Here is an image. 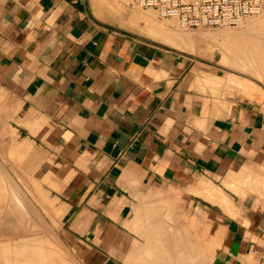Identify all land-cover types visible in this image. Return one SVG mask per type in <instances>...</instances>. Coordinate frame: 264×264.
I'll return each mask as SVG.
<instances>
[{"label": "crops", "instance_id": "crops-1", "mask_svg": "<svg viewBox=\"0 0 264 264\" xmlns=\"http://www.w3.org/2000/svg\"><path fill=\"white\" fill-rule=\"evenodd\" d=\"M127 7L0 0V160L46 217L30 227L51 228L79 264L154 260L162 221L203 263L264 264V79L231 71L215 39L169 47ZM8 198L0 189L1 234L11 205H28L21 190Z\"/></svg>", "mask_w": 264, "mask_h": 264}, {"label": "rangeland", "instance_id": "rangeland-1", "mask_svg": "<svg viewBox=\"0 0 264 264\" xmlns=\"http://www.w3.org/2000/svg\"><path fill=\"white\" fill-rule=\"evenodd\" d=\"M107 1H110V2L112 1L116 4L119 3L120 7L118 8H121L122 11L120 9L119 10L117 9L118 11L116 9L114 10L111 9L108 6V4L105 3L106 1H103V0H92V5L97 11H101L105 13H111V12L123 13L128 10L127 4L129 2L127 0H107ZM134 8H135V12L144 13V15H147L149 20H153V22H155V24H157L161 28H166L173 24L174 27L177 28L180 32H186V33L192 34L194 38L197 37L196 38L197 43H200V41L202 40L201 39L202 37L198 36L200 34L205 35L208 33H214L216 31H219L225 28L237 30V29L242 28L243 26L242 23L245 24L247 19H254L256 21L257 19L260 20L262 17H264V10H263L261 14L256 15V16H249L248 18H245L241 23H239L236 26H222V27H213V28H187V27H183L177 18L164 19L160 17L158 12L153 9H142L139 7H134ZM212 39L216 40L214 44L216 48H210L209 51L210 52L216 51L220 53L222 52V53H225V55H228V53L226 52L227 50H224L219 47L221 43L220 38L218 36H214ZM166 45H168L171 48L189 53L188 50H185L183 48H178V47L176 48V47L170 46L169 44H166ZM204 46L207 47V43H205ZM208 46H210V44H208ZM191 53H194V52H191ZM224 62L227 66L230 67L231 71L239 73L240 75H246L247 77L251 75L252 78L264 79L263 62H257V63L248 62L249 64H247L243 61L241 65L240 63L239 64L238 63L229 64V62H226V61ZM0 177H2L0 178L1 182L3 180L4 182L2 183L4 185L6 184L5 187L7 189V193L9 197L8 200L10 201L16 200L12 193L13 190H11V186H10L12 183H14V184L19 185L21 193L25 197L26 202L28 204V205H24L23 202L22 203L18 202V200H16L17 202L14 201L16 211L17 210L20 211V213H18V211L16 213V215L19 214V216L17 215L18 217L15 220L12 218L9 219L10 221H8L9 222L8 231L9 230L11 231L10 234L0 233V246L2 248L5 247L7 251L9 248L10 256H11V264H16L17 257L20 256L21 258V256L23 257V255L26 256L24 258H26L27 264L40 263L38 260H36L37 257L34 253L35 251L37 252L38 250L40 251L41 249H44L45 251H47L48 254L49 253L53 254V258H57V261L60 262L59 264H79V262L74 258L73 254L68 249V247L62 242L61 238L51 228L36 229V228L30 227V226H33L32 222H35L37 218L41 220L42 222H44L46 226H48V224L46 223V217L40 211L39 207L36 205L35 198L27 194L26 190L24 189V187L21 186L19 181L14 180L13 176L9 173L6 166L2 163L1 160H0ZM11 206L14 207V205H11ZM11 210L12 209H9V212ZM12 217L14 218V216ZM6 220L7 219L5 218V216L0 217V222L6 221ZM27 221H29V223H26ZM0 230H1V227H0ZM16 231H19V232L16 233ZM40 232L42 233L40 234Z\"/></svg>", "mask_w": 264, "mask_h": 264}, {"label": "bare ground", "instance_id": "bare-ground-1", "mask_svg": "<svg viewBox=\"0 0 264 264\" xmlns=\"http://www.w3.org/2000/svg\"><path fill=\"white\" fill-rule=\"evenodd\" d=\"M103 1H106L105 3H107L108 4V6L111 8V9H120L121 11H122V9L121 8H118V7H120L119 5V3L118 4H116V3H114V2H110V1H107V0H103ZM108 7V8H109ZM122 8H124V7H122ZM117 10V11H118ZM112 11V10H111ZM110 11V12H111ZM113 12H111V14H112ZM114 14V13H113ZM134 16H131L130 18L131 19H133V20H135V22L137 21V23H138V20H140V18H142V19H146L147 20V22L148 23H146V29L144 30V31H147V33H148V35L149 36H152V38H155L156 40H159V41H161V42H163V43H166V44H169L170 46H173V47H178V48H183V49H185V50H188L189 52H194L195 51V48H196V45H197V40H196V38H194L193 37V35L192 34H189V33H186V32H180L177 28H175L174 27V25L172 24V25H170V26H168V27H166V28H161V27H159L157 24H155V22H153V20H149L148 19V17H147V15H144V13H141V12H135L134 14H133ZM263 15V14H262ZM248 18V17H247ZM138 19V20H137ZM164 19H166V18H164ZM145 20V21H146ZM141 21V20H140ZM242 28H240V29H237V30H233V29H230V28H225V29H222V30H219V31H216V32H214V33H208V34H205V35H202V34H200V35H198V36H201L202 38H207V39H212L214 36H218L219 38H220V40H221V43H220V45H219V47L220 48H222V49H224V50H227L226 52L228 53V55H225V53H224V56H226L225 58H226V61L227 62H229V64L231 63V64H236V63H240V65H241V63L244 61L245 63H247V64H249V63H257V62H263V64H264V17H262L260 20L259 19H257L256 21L254 20V19H247V21H246V23L245 24H243L242 23ZM144 27V26H143ZM142 30V29H141ZM208 45V44H207ZM249 62V63H248ZM255 65V64H254ZM253 65V66H254ZM248 66V65H247ZM0 178H2V177H0ZM2 182H4L3 180H2ZM1 182V180H0V189H3V190H5V191H7V189H6V187H5V185L3 184ZM11 190H13V195L14 194H18V192L20 191V188L18 187V186H16V184H14V183H12L11 184ZM157 201V200H156ZM156 203H160L159 201H157ZM12 210L10 211L11 212V218L12 219H17V217L19 216V214H17L16 215V213H17V211H16V207L14 206V207H12L11 208ZM18 213H20V211H18ZM12 216H14V218L12 217ZM15 216H16V218H15ZM157 216H158V214H157ZM156 216V217H157ZM20 219H21V217H20ZM18 220H19V218H18ZM157 221V222H156ZM156 221H155V224L156 223H158L159 221H161L159 218H158V220H157V218H156ZM160 223H162L161 225H159V223H158V225H156V226H158V227H154V226H152V228H154L153 230H154V232L152 233V234H148V233H150V230H152V228H150V229H148L149 230V232L147 233L148 234V236H150V235H152L153 236V238L151 239L150 237H145L144 236V238H145V240L147 241V239H148V241H150L149 240V238L152 240V242H154L155 241V245L157 246L158 245V243L160 242V241H164V240H166L167 241V237H168V240L170 239L171 240V238H173L176 234H178V232H179V234L184 238V236H188L187 234L189 233H186V232H184L185 234H183V233H180V231L178 230V232L176 231V229H175V231H174V226H173V223H172V226H173V233H175V232H177V233H175V235L173 236V234L172 235H170V234H168L167 235V233L168 232H170V231H168V224H165V223H163V221L162 222H160ZM164 224H165V226H164ZM159 226H164L165 227V229H163V231H161L160 229L162 228H160L159 229ZM177 226V225H176ZM163 227V228H164ZM178 227V226H177ZM176 227V228H177ZM156 228H158L161 232H159V236H157L156 234L158 233V232H156V230H158V229H156ZM168 228V229H167ZM171 228V227H170ZM167 229V230H166ZM178 229V228H177ZM186 229V228H185ZM152 230V231H153ZM158 230V231H159ZM164 231L166 232V233H164ZM168 231V232H167ZM156 232V233H155ZM146 233V232H145ZM160 233L162 234L163 233V238L162 237H160L161 235H160ZM146 234V235H147ZM164 234H166L165 236H166V239L164 238L165 236H164ZM183 234V235H182ZM145 235V234H144ZM172 236V237H170V236ZM179 235V236H180ZM190 235V234H189ZM155 236H157L156 238V240H155ZM191 236V235H190ZM160 237V238H159ZM170 237V238H169ZM178 237V235L176 236V237H174L173 238V240H171L170 241V243H168V241L166 242V243H168V244H172L171 242H173L174 240V243H175V245H174V243L171 245V246H169L168 244H167V246H169V249H168V251L167 252H165V253H161L162 251H165L164 249L165 248H168L167 246L160 252L158 249H159V247H156L155 246V252H156V258L158 257V259H157V261L156 262H154V260L156 259V258H154V260L153 259H151V257H149V255L147 256H144L145 255V251H143V253L142 254H144L143 256H138V257H135V255L138 253V251H137V253L134 255V257L135 258H137V259H135L134 257V260H136V261H134L135 262V264H149V262H148V259L151 261V263L150 264H152V260H153V264H159V263H161V261L162 262H164L163 261V257H164V254H166L165 255V257L164 258H166V260H167V258H168V263L169 264H187L186 262H192V264H195V262H197V261H199V262H197L198 264H201V263H203L204 262V259H207V258H204V259H202V257H200V255L199 256H197L198 254H200L199 253V251H193V250H195V249H197L198 250V248H195V247H197L196 246V244H194V246L192 245L193 244V242H191L190 244H191V246H193L194 247V249L192 250V247H191V249L190 250H192V251H188V247H187V244L186 243H188L187 242V240L188 239H183L182 237H179V238H181L182 239V241H179V238H177ZM158 238L159 239H161L160 241L158 240ZM186 238H188V237H186ZM190 238V237H189ZM153 239H154V241H153ZM180 239V240H181ZM191 239V241H193L192 240V238H190ZM189 239V240H190ZM176 240H178V241H176ZM183 240H186V242L184 241L183 242ZM147 241V242H148ZM156 241L158 242L157 244H156ZM163 241H162V243H163ZM165 242V241H164ZM178 242H179V244H178ZM182 242L183 243H185V247H187V248H184V245L182 244ZM144 243L146 244V242L144 241ZM143 244V243H142ZM148 244H150L149 242H148ZM148 244H146V246L148 245ZM154 243H151V245H153ZM182 245V248L183 249H180L181 246ZM189 245V244H188ZM142 246V245H141ZM143 246H144V244H143ZM143 246H142V248H140L141 249V251H142V249H143ZM159 246H161V243H160V245ZM190 246V245H189ZM149 247V246H148ZM154 247V245L153 246H150V249L151 248H153ZM190 248V247H189ZM139 249V250H140ZM145 249H146V247H145ZM187 249V250H186ZM200 249V248H199ZM148 249H146V251H147ZM167 250V249H166ZM183 251V253H184V250H185V255H183V253H182V251ZM151 251V250H150ZM189 253H188V252ZM145 252V253H144ZM153 252V251H152ZM155 252H153L154 253V255H155ZM198 252V254L196 255V253ZM202 252V251H201ZM141 253V252H140ZM140 253H138L137 255H139ZM147 253H149V251L147 252ZM186 253H188L187 255H186ZM191 253V254H190ZM150 254H151V252H150ZM141 255V254H140ZM158 255V256H157ZM161 256V257H160ZM205 256V255H204ZM203 256V257H204ZM149 257V258H148ZM160 257V258H159ZM198 257V259H197V261H196V258ZM200 257V258H199ZM202 259V260H201ZM159 261V263H157ZM203 261V262H202ZM206 261V260H205ZM188 262V263H189ZM76 263V262H75ZM127 263V262H126ZM196 263V264H197ZM161 264H165V262L164 263H161ZM203 264H210V261L208 260V261H206L205 263H203Z\"/></svg>", "mask_w": 264, "mask_h": 264}, {"label": "built area", "instance_id": "built-area-1", "mask_svg": "<svg viewBox=\"0 0 264 264\" xmlns=\"http://www.w3.org/2000/svg\"><path fill=\"white\" fill-rule=\"evenodd\" d=\"M131 6L153 9L162 18H177L183 27L236 26L264 10V0H127Z\"/></svg>", "mask_w": 264, "mask_h": 264}]
</instances>
